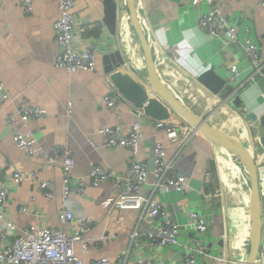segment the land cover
<instances>
[{
	"label": "crops",
	"instance_id": "obj_1",
	"mask_svg": "<svg viewBox=\"0 0 264 264\" xmlns=\"http://www.w3.org/2000/svg\"><path fill=\"white\" fill-rule=\"evenodd\" d=\"M211 1L220 3L223 15L229 16L236 29L238 42L251 40L259 46L260 57L264 60V6L260 5L259 0ZM191 2L136 0L142 22L150 27L148 36L156 74L166 88L197 116L238 139V134H246L248 129L255 131L258 122L247 123L240 113L243 121H236L231 129H226L223 126L225 115L218 110L212 95L205 90L198 91L200 98L185 93L186 78L196 77L198 80L203 72L213 70L225 81V85L218 94L206 89L221 99H228L230 104L231 99L237 98L246 111L256 115L264 114V87L250 82L251 71L239 45L222 47L200 29L198 20L209 10L206 1L201 0L194 6ZM72 11L77 22L85 26L83 40L93 35L101 36L104 41V47L96 56L94 72L76 70L68 73L56 66L53 23L59 16L58 0H33V10L29 15L22 12L18 1L0 0V80L9 94V100L0 106V183L15 169L23 172L33 170L37 172L38 179L52 182L55 193L54 199H47L39 193L35 182L26 180L16 185L9 194L8 219L20 228L38 225L41 221L58 226L57 212L67 208L78 217L94 220L87 235L91 247L83 250L81 243L76 242L74 254L84 262L102 257L117 260L129 244L133 216L111 208L108 201L115 199L124 188L131 157L129 149L104 147L98 129L117 127L122 134H127L133 121L137 120L143 137L139 157L146 163L147 169L153 165V147L158 142L168 151L166 160L171 161L173 167L187 180L186 194L167 193L162 189L154 192L155 199L165 205L171 219L183 224L192 207L198 206L210 221V248L223 247L228 258L238 251L243 252L244 248L238 249L234 244H224L218 239L223 231L237 234L240 227L241 220L238 221L230 209L236 213L240 200L248 197V180L243 165L231 159L225 164L223 161L234 154L217 146L201 133L193 134L189 142L183 145L185 152L177 155V150L165 135L151 124L147 113L134 115L124 103L112 110L102 107L101 98L110 91L105 57L118 52L120 57L133 63L138 75L144 79L146 68L140 45L126 11L116 16L113 34L102 21L103 0H74ZM166 45L176 51L178 70L171 69L165 56L156 53L158 47ZM116 57L110 58L109 62L112 64ZM230 63L239 67L237 81L234 82H227V64ZM118 71L136 79L125 65ZM148 91L153 101L159 100L151 89ZM20 106L43 108L46 115L30 119L20 126L6 125L5 116ZM171 113L172 122L178 118L182 120L175 112ZM28 131L36 138V155L32 159L25 157L24 151L12 138L13 132ZM56 145H66L73 156L71 186L79 176L86 183L84 195L71 196L66 203L61 199L60 165H46L45 156L41 154H50ZM93 166L110 169L114 178L96 186L91 185L88 176ZM206 174L211 179L207 184ZM116 176L120 182L118 185L114 182ZM150 188L151 185L147 183L139 191L147 194ZM216 189L227 194L222 201L208 197ZM31 196L35 199L31 208L41 212L39 219L19 211L20 206ZM221 204L225 207L224 213L221 212ZM99 236L103 238H97ZM92 238L97 240L90 241ZM143 242L144 239L138 237L137 247ZM172 258L173 253L170 255Z\"/></svg>",
	"mask_w": 264,
	"mask_h": 264
},
{
	"label": "built area",
	"instance_id": "obj_2",
	"mask_svg": "<svg viewBox=\"0 0 264 264\" xmlns=\"http://www.w3.org/2000/svg\"><path fill=\"white\" fill-rule=\"evenodd\" d=\"M9 1H18L25 15H29L33 10V0ZM112 1L115 3L117 17L118 14L121 15L126 11L124 0ZM200 1L192 0L191 5L194 6ZM205 1L209 6V10L198 20L200 29L210 39L218 41L222 47L231 48L239 45L251 71L250 82L264 87V72H262L264 60L260 57L259 46L249 39L238 42L236 29L231 24L229 16L223 15L220 3L211 0ZM259 3L264 6V0H259ZM135 5L137 8L136 0ZM73 6L74 0H58L59 16L53 23L54 45L57 51L56 66L65 69L68 73H73L76 70L94 72L96 56L100 49L104 47V41L101 36L93 35L83 40L82 33L85 26L77 22L72 11ZM86 20L90 21L89 18ZM142 29L149 34L150 27L144 21L142 22ZM156 53L165 56L171 69L178 70L179 65L175 49L166 45L165 47H158ZM124 65L128 67L137 81L143 80L131 61L124 59V64L119 68ZM238 68L235 64H227V82L237 81ZM118 69H116V72ZM114 71L107 73L110 91L102 96L101 106L112 110L120 103H124L134 115H144L143 108L133 107L112 84L110 78ZM199 90L207 91L215 99L218 110L225 115L223 126L226 129H231L236 121H243L241 114L228 102V99H221L212 94L196 77L188 76L184 85L185 93L200 98ZM8 100L9 94L0 80V106ZM45 115L46 111L43 108L20 106L15 112L8 113L4 122L8 126L14 124L20 126L30 119L41 118ZM148 118L159 133H163L169 143L175 147L177 155L180 152H185L183 145L189 142L193 134L200 133L188 122L180 126L171 120H157L150 116ZM259 129V126L256 127L255 131L248 129V133H240L238 139H236L246 149L253 161L260 197L261 231L257 252L252 264H264V149L258 141ZM98 133L102 137L104 147L126 148L130 151L131 161L129 173L123 182L124 188L115 199L108 201L111 203V208L133 216L132 231L129 234L127 248L122 251L117 260L103 257L89 262L80 260L74 254V244L80 242L83 250H88L91 247L87 235L94 225V220L89 217H78L67 208H62L57 212L58 226L49 225L45 221H41L38 225H26L23 228L16 226L8 219L9 194L16 185L26 180L35 182L39 193L47 199H54L55 193L52 182L46 179H38L36 171L23 172L15 169L7 179L0 183V264L245 263L250 226L248 197L240 200V206L237 208L236 213L232 208L230 209L238 221L241 220L237 234L223 231L218 237L219 241L224 244H234L238 249L244 248L243 252L238 251L236 255L228 258L223 247L221 249L210 248V221L198 206L192 207L188 212L187 221L181 224L173 221L165 205L155 200L156 195L154 192L159 191V189L167 193L182 192L186 194L188 184L185 176L173 167L171 161L166 160L168 151L158 142L153 147V165L147 169L146 163L139 157L143 137L137 120L133 121L127 134H122L117 127L101 128L98 129ZM12 134L13 141L24 151L25 157L32 159L36 155L34 147L36 138L34 134L31 131L27 133L13 132ZM41 154L45 156L44 162L46 165H60L62 172L61 199L63 203L68 202L71 196L81 197L84 195L86 183L80 176L76 178L73 186L70 184L73 177L74 159L66 145H56L52 148L50 154L45 155L43 152ZM213 159L214 164H216L215 155H213ZM230 159L240 162L235 154L233 157L226 158L223 162L227 164ZM88 177L90 184L96 186L113 179L114 174L108 168L93 166ZM114 182L116 185L120 183L117 176ZM209 182H211V179L206 174L205 183ZM147 183L151 185L150 192L147 194L140 193V187ZM226 195L223 194L221 189H216L209 193L208 197L212 199L219 198L222 201ZM34 200L33 196L29 197L20 206L19 211L39 219L41 212L36 208H31ZM220 209L224 213L225 207L222 204ZM188 234H191V236H188ZM138 237H142L144 242L137 247L136 239ZM97 238H103V236ZM95 240L97 239L92 238L90 241ZM172 253L173 258L170 259Z\"/></svg>",
	"mask_w": 264,
	"mask_h": 264
},
{
	"label": "water",
	"instance_id": "obj_3",
	"mask_svg": "<svg viewBox=\"0 0 264 264\" xmlns=\"http://www.w3.org/2000/svg\"><path fill=\"white\" fill-rule=\"evenodd\" d=\"M103 5V24L107 30L113 34L117 16L115 3L112 0H103ZM124 5L140 45L146 68V77L142 81H137L127 74L123 75L119 71L116 72V69L124 64V59L118 55V52H115L114 55H107V57H105L107 63L105 71L106 73H110L115 70L110 80L133 107L143 108L145 113L157 120H168L171 118V111H173L217 146L237 155L243 165L248 180L247 205L250 226L248 252L244 264H252L257 252L261 231L260 197L253 161L246 149L235 137L227 131L209 124L205 118L197 116L159 80L155 70L151 42L146 31L144 32L142 29L143 18L136 8L135 0H124ZM115 56L117 57L111 64L109 60L112 57L115 58ZM198 81L215 94H218L225 85V81L217 76L211 69L199 75ZM148 89H151L159 100L153 101V98H151L152 95ZM230 102L231 105L243 115L247 123L258 122V126L260 127L258 131V141L264 149V114L256 115L253 112L246 111L237 98H233Z\"/></svg>",
	"mask_w": 264,
	"mask_h": 264
},
{
	"label": "rangeland",
	"instance_id": "obj_4",
	"mask_svg": "<svg viewBox=\"0 0 264 264\" xmlns=\"http://www.w3.org/2000/svg\"><path fill=\"white\" fill-rule=\"evenodd\" d=\"M176 115H177V117H180V119H182V120H179V118L178 119H175L174 121V123H177V124H179L180 126H182V125H184V124H186L187 122H186V120H184L180 115H178L177 113H176ZM171 121H172V116H171V118H169ZM244 173V172H243ZM156 200V199H155Z\"/></svg>",
	"mask_w": 264,
	"mask_h": 264
},
{
	"label": "clouds",
	"instance_id": "obj_5",
	"mask_svg": "<svg viewBox=\"0 0 264 264\" xmlns=\"http://www.w3.org/2000/svg\"><path fill=\"white\" fill-rule=\"evenodd\" d=\"M231 100H232V99H231ZM231 100H230V101H231ZM171 116H172V113H171ZM186 122H187V121H186Z\"/></svg>",
	"mask_w": 264,
	"mask_h": 264
}]
</instances>
